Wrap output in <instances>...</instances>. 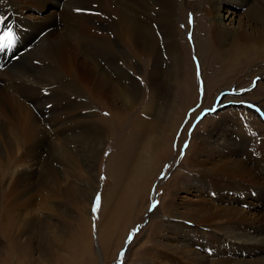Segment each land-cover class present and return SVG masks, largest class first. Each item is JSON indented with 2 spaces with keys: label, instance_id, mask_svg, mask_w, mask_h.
Instances as JSON below:
<instances>
[{
  "label": "rangeland",
  "instance_id": "obj_1",
  "mask_svg": "<svg viewBox=\"0 0 264 264\" xmlns=\"http://www.w3.org/2000/svg\"><path fill=\"white\" fill-rule=\"evenodd\" d=\"M109 1L111 8L104 10L105 3L100 2L98 8L83 15L67 13L57 0L22 2L15 10V18L23 19L24 26L33 27L41 22L54 25V40L73 34L82 44L92 40L97 45L127 48L121 66L130 81L123 85L116 80L118 75L114 71L105 70L104 55L82 53L78 57L92 70L96 85L99 79L107 86L108 98L89 103L84 96L83 105L96 116L83 118L86 113L79 108L56 113L61 122L78 111L80 130L76 134L80 136L76 149L69 144L70 152L65 156H60L61 151L52 154L39 149L35 155L41 165L32 162L4 169L1 190L9 187L17 173L24 172L29 179V192L24 197L4 196L0 204V216L5 219L0 221V230L10 217L16 218L18 214L23 219L10 232L0 231V264H20L28 256L31 264H264L259 244L251 240L253 236L264 239V178L249 158L255 153L245 152L243 156L242 151L249 147L239 142L228 148L219 147L221 140L201 147V139L209 134L208 130L227 135L237 130L240 114L248 123L259 122L262 128L252 131L263 136L264 121L256 117L255 110L242 105V100L259 104L261 94L256 90L261 81L252 76L247 83L238 84L242 77L232 69L229 75H234L233 85L228 87H234L233 92H220L228 87L221 83L212 86L207 67L210 56H206L204 43L196 45L197 39L202 40L198 36L206 38L198 23L208 26L207 22L216 20L226 30H237L243 23L245 31L250 32L251 0H240L246 4L239 9L237 1L225 4L226 0H219L206 15L202 0H172L173 25L161 18L169 6L163 0L157 5L133 8L130 19L134 13L138 17L140 14L144 25L141 45L135 43L140 57L135 55L134 46L124 42L120 22L124 17L123 3ZM89 3L87 0L85 6ZM228 13L235 15L228 19ZM212 48L216 52L214 57L220 60L219 50L214 44ZM256 65H248V70L254 72ZM227 73L224 70L222 76ZM236 78L240 79L238 83ZM0 79L1 84L7 81L3 73ZM23 90L27 91L25 86L19 91L10 86L0 87V170L7 165L9 154L18 158L24 144L27 148L36 147L43 136L19 140L10 120L20 113L19 106L31 114L34 105ZM207 90L209 94L212 90L217 93L211 109H207L208 103L203 106ZM121 92L123 99L119 97ZM190 95L194 98L192 103ZM232 99L240 101L226 102ZM53 104L60 105L59 108L64 105ZM258 108L264 111L261 104ZM175 110L176 115L182 114L176 132L171 136L170 132L165 133L164 142L156 150L151 149L148 143L155 134L152 128L165 127L169 113ZM137 122L145 123L148 132L135 129L131 146H127L130 129ZM91 125L99 134L98 144L88 155V166L84 164L88 157L81 143H92ZM62 131L65 133L47 138L49 144L58 146L62 138L70 135L68 122ZM15 143L22 146L11 148ZM121 148L129 150L126 159L130 160H124L127 164L117 179L114 170L119 167L110 162ZM240 158L243 169L237 167ZM135 163H140V167L135 168ZM97 194L100 207L93 213ZM5 256L9 260L2 263Z\"/></svg>",
  "mask_w": 264,
  "mask_h": 264
},
{
  "label": "bare ground",
  "instance_id": "obj_2",
  "mask_svg": "<svg viewBox=\"0 0 264 264\" xmlns=\"http://www.w3.org/2000/svg\"><path fill=\"white\" fill-rule=\"evenodd\" d=\"M37 1L39 0H0V16H6L9 18L7 23H11L13 25L17 40L11 49H6L5 51L0 52V69H3L0 71V75L1 73H3L7 78V81L3 84H1L3 80L0 79V87L3 88L6 86H10L13 90L19 91L20 88L25 86L27 91L23 90V94L34 105L33 109L31 110V114H29L26 110H24L21 106H19L20 113H17V115H13L10 118V120L14 124L17 133L20 136L19 140H21L22 138V140L24 139L25 141L27 140L29 141L32 137L37 135L39 137V134H43V136L37 141L39 145L36 144V147L27 148V144H24L23 146L22 145L21 146L22 147L26 146V147L22 148L19 143H17V145L15 143L11 147L16 149H19L21 147L20 156L16 158L9 154L10 157L8 156L7 165L2 166L0 170V184L2 183V177H3L2 175L5 174L6 172L4 169L9 168V166L11 165L20 166L21 164H27V163L29 164L32 162L41 165L39 163L40 161L38 162V156L36 157L35 155V151L39 149H42V151L43 149H45L46 152H51L52 154L61 151L62 154L60 156H65L66 153L70 152L69 150H67L69 149L67 147L69 144L74 145L75 149L77 148L76 143H78L79 141L78 137L80 136L79 133L76 134L80 130V125L78 123L79 122L78 111L76 115H73L67 121H61V122H59V118L56 113L58 111H60L61 113L68 111L71 112L72 109L78 110L79 108L81 110H84L86 113L84 116H82L83 118L87 116L89 117V115L96 116L95 114L90 113L85 108V105H83L82 100L84 96L86 95L87 99L89 100V103H94L97 98L105 99L108 94L107 86L102 84L101 80L99 79L97 86L96 77H93L92 70L86 65L85 62H80L78 60V57L82 53H96L100 56L104 55L105 62L103 65L105 67V70L109 69L110 72L114 71L118 75V78L116 80L123 85L124 83H128L130 81V79L127 77V74L125 73V69L121 66L123 64L122 55L124 52H127V48H123V46H117V45H113V47L111 48L109 44L97 45L92 40H90L86 44H82L80 43L78 37L73 34H68L66 36L63 35L59 37L58 40H54L52 39V36L54 34L53 31L54 25L51 24L42 25L43 23L41 22V24L38 23L39 25L28 27L22 24L24 22L23 19L15 18L16 17L15 10L18 9L19 6H21L20 4L22 2H27L32 4ZM57 1H59L58 6L64 8V10L71 15H73V13L83 15L86 14V12L95 10L96 8L99 7L100 2L105 3L104 10L111 8V4H110L111 1L109 0H97V1L88 0V2H90L88 6H85L87 0H57ZM80 1H82V3H80ZM218 1L219 0H202L204 14L206 15V13L214 10L215 4ZM236 1L237 3H239L237 6L238 9L245 8L243 6L246 3L239 2L240 0H226L224 3L232 4L235 3ZM116 2L123 3L122 6H123L124 17L120 20V22L121 24H123L124 42L126 44H130L134 46L135 55L137 57H140L139 49L135 47V43L140 42L139 44L141 45L142 31L144 26L143 21L142 19H140L141 17L140 14L138 17L134 13L133 15L134 18L132 16L131 19L129 15L131 14V11L133 14V8L139 9L141 4L157 5L160 2V0H117ZM163 2L164 4L169 6L168 9L166 10V14L161 15V18H164L168 24H172V11H171L172 0H163ZM251 4L253 9L251 11L252 17L250 19V23H251L250 32L245 31L243 23L239 24L237 30L235 29L226 30L225 27L224 28L222 27L221 22L216 20L215 21L211 20L207 22L209 23L208 26L206 24L198 23L197 25L198 28L204 30L206 38L205 37L200 38L198 36L199 39H202L204 41L197 39L196 45H198L199 42L201 44L204 43L205 44L204 47L206 49V56L207 57L210 56V60L207 62L208 64L207 67L210 68L209 71L212 75L211 76L212 86H215L219 83L224 84L227 87L228 85L232 86L233 84L231 85V83H233V81L231 79L232 76L234 75H229L233 73V72L231 73L232 69L237 71V75L242 77L241 81L238 78L234 80L237 81V83L240 81L238 84L242 85L244 83H247L249 79H252V76H255L256 79L261 81V83L257 85L258 88L256 90L258 94H261V101L259 102V104L257 103L258 101L254 102V100H250V101L242 100V99L241 100H242V105L244 107H247L250 110H255L257 114V115L255 114L256 117L264 121V111H262L261 108L257 109V107L260 106V104L264 109V0H251ZM205 15H202L201 17L202 20H205ZM228 15H229L228 16L229 19L231 16H234L235 14L228 13ZM2 27L3 26H0V30ZM86 31L91 33L89 29H87ZM24 32H26L27 34H24ZM92 33L97 35V33H95L94 31ZM212 44H214L219 50L220 52L219 54L221 55L220 60H217L214 57L216 52L212 48ZM197 51L200 54V49L198 47H197ZM203 55L205 54L203 53ZM255 63L257 64L256 65L257 67L256 69L253 70L254 72H252V70L249 71L248 65ZM222 69L228 72L227 75L223 74L222 76V72L224 71V70L222 71ZM18 82H21V84ZM51 88L52 91L49 92ZM231 88L234 87L224 88L220 92L223 93L233 92V89ZM212 91L213 92H210L211 94L207 93L208 90L205 92L206 100L203 102V106L204 103L205 104L208 103L209 106L207 107V109L212 108V104L214 103L215 100L214 97L217 94L214 93L216 92V90L215 91L212 90ZM81 93L83 94L81 95ZM258 94H256L253 97L258 96ZM119 97L120 99H123L124 94L121 92ZM189 98H190L189 102L192 103L194 101V98L191 95ZM238 101L240 100L232 99L226 102L229 104V103H237ZM55 102L57 104H64V105L61 108H59L60 105L53 104ZM108 110L110 113L113 112V109L111 107ZM24 111L27 113H25ZM175 112L176 110L171 111L169 113L165 127H157L156 130L155 127L152 128L153 129L152 133L154 132L155 134L151 137L148 143L150 147L152 146L151 149L154 148V150H156L164 142L165 133L167 134L168 132H170V136H171L173 133L176 132L177 126L179 125V122H181L182 120V114L179 113L178 115H176ZM245 120L246 119L244 118V116L240 114V117L237 120L238 121L237 130L231 131L230 135L218 133L216 130H208L207 133L209 134H207L204 139H201V143H202L201 147L206 146L207 143L210 142L215 143L220 140H221L220 143H222L219 144L220 148H228L232 146L233 142L236 145L237 142H239L238 144L240 145L246 144L249 148H246L245 150L243 149L244 150L242 151L243 156L245 155V152L249 155L250 153H255L249 157L250 159H252V163H253L252 167H254V169H258V171L261 172V175L264 178V133L263 136L259 137V134H255L253 132V131L258 132L259 129L262 128L259 122L255 124L254 122H250V121L248 123V121L246 122ZM67 122L70 125V131L68 133H70V135L72 136L68 134L67 135L68 137L62 138L58 146L49 144L47 138L49 139V137H52V135L56 136L65 133L62 131V127ZM144 124L143 122H137L136 125H134L130 129V135L127 138L128 144L126 142L125 145L131 146L130 144L132 143V138L134 136L135 129L147 131ZM46 127L48 128V131L44 130ZM90 127L94 129L92 134V136L94 135L92 137V143H86V141H84V143H81L84 144L83 148L86 149L87 157L88 155H90V150L93 148V146L98 144L97 140H98L99 132L94 125H91ZM39 131H42V133ZM237 138L240 139L237 140ZM119 150L120 152L116 155V159L115 157H113L112 162H110V164H113L114 166L117 165L116 167H119L114 170V174L116 175V177H118L117 179H119V176H121L120 173L123 172L122 170L125 168V165L127 164V162L126 164L124 163V160L128 155L126 154V152H129V150L126 148H121ZM84 160L86 162L84 164L90 166L88 164L89 157L88 160L86 157ZM129 160L126 159V161ZM242 162L243 159L240 158L239 163L237 162V167L241 168ZM139 164L140 163H135V165L137 166L134 167L135 168L140 167ZM240 172H242V170ZM136 173H139L138 169ZM26 176L27 174H25L24 172H19L16 174L14 178H12L9 187H6L4 190L0 189V196H1L0 204L4 196L24 197L28 194L29 190L27 192L26 187L29 185V179ZM6 214L4 215L8 219V215ZM10 214L12 213L10 212ZM21 216L22 215L18 217L17 214V216H15L16 218L10 217L8 220L9 223L8 224L5 223L0 231L10 232L9 229H11L13 226L15 227L17 222L23 220L21 219ZM3 220L5 219L1 218L0 216V221ZM28 221H30V219ZM252 239L256 244H259L260 246L259 248L262 251V257H263L262 261L264 262V239L256 238V236H253L251 240ZM13 249L16 248L13 247ZM0 250L2 251L3 249L0 248ZM9 250L12 253L14 252V250L12 251L10 248ZM15 256L17 255L15 254ZM28 258L24 259L22 263L20 262L19 263L31 264L30 259ZM5 259L9 260L7 256H5L4 260H2L1 262L2 263L5 262ZM15 263L17 262H14V264Z\"/></svg>",
  "mask_w": 264,
  "mask_h": 264
},
{
  "label": "snow or ice",
  "instance_id": "obj_3",
  "mask_svg": "<svg viewBox=\"0 0 264 264\" xmlns=\"http://www.w3.org/2000/svg\"><path fill=\"white\" fill-rule=\"evenodd\" d=\"M79 11V10H78ZM8 17L0 16V26L2 30H0V52L5 51L6 49H11L14 44L16 43V33L14 31L13 25L11 23H7ZM191 22V19L189 20ZM197 76H199V65L197 66ZM255 85V82H253ZM105 115H108L105 113ZM188 145L185 144L184 147L186 148ZM100 207V196L97 194L94 202V207L92 209L93 213H95ZM155 207V204H153ZM131 238V237H130ZM121 255H123L121 253Z\"/></svg>",
  "mask_w": 264,
  "mask_h": 264
}]
</instances>
